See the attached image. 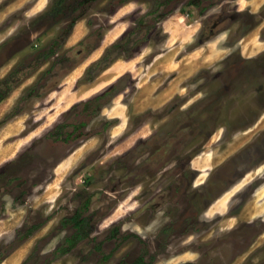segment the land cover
<instances>
[{
	"label": "rangeland",
	"instance_id": "rangeland-1",
	"mask_svg": "<svg viewBox=\"0 0 264 264\" xmlns=\"http://www.w3.org/2000/svg\"><path fill=\"white\" fill-rule=\"evenodd\" d=\"M53 1L0 0V81L87 9L0 102V264H264V3L99 0L53 17ZM180 14L201 28L171 21L170 40ZM79 209L91 235L72 246Z\"/></svg>",
	"mask_w": 264,
	"mask_h": 264
},
{
	"label": "trees",
	"instance_id": "trees-1",
	"mask_svg": "<svg viewBox=\"0 0 264 264\" xmlns=\"http://www.w3.org/2000/svg\"><path fill=\"white\" fill-rule=\"evenodd\" d=\"M99 0H54L53 5L50 8V10L46 13L47 15H52L53 17H58L60 15H66L68 16L74 11L78 10L81 7H87L88 4L97 2ZM131 0H122V3L130 2ZM168 1L161 2L160 6H164V4H168ZM192 3H190L191 5ZM187 7H183L180 9V12L185 14L184 12L186 11ZM87 9H84L83 13H81L79 16L73 17L71 19V22L69 23L68 26L63 27L61 32L62 35H59L57 38L53 39L49 44H47L43 49L38 52L35 57L27 64L24 65L23 69L22 67H19L17 70H14L11 72L6 78L2 79L0 81V102L6 99L9 94L18 86V84L22 81V79L26 78L28 73H26L27 70L30 69H36L40 68L43 66L45 63H47L51 57L56 56L59 51L62 50L63 46L65 43L68 41L70 36L72 35L74 28L77 24V22L84 18L85 16V11ZM44 16V15H43ZM70 16V15H69ZM168 16V14L163 15L160 19L163 20ZM205 34V32L203 33ZM120 49V44H113L111 45L107 51L106 54L98 61L95 63V72L99 71V73L106 69L116 58L117 53ZM68 59L67 57L61 59L59 58L58 63L62 62H67ZM78 64H73L68 70L67 73H71ZM89 71L92 72V68L89 69ZM89 80H92V77L89 78ZM111 92L110 89H107L104 92H101L100 94L96 95L94 98L89 99L86 101V105L88 104H96L98 101L103 100L109 93ZM103 105L97 106L98 108H101ZM77 107V105L73 108V110ZM96 109V110H97ZM95 110V111H96ZM100 110V109H99ZM5 185H2L0 182V198L5 192V187H7V184L4 183ZM3 210V206L0 205V213ZM1 217V214H0ZM67 223H72L77 231L74 233L73 236H70L67 238L68 243H70L72 246H75L80 240H83L85 238H88L91 235L90 229L88 228V219L87 217L83 216L82 209H79L71 218L66 219ZM37 227H33L27 231V236L26 238H29L33 235ZM8 256V255H7ZM3 257L0 256V262H2ZM132 264H152L151 263H146L145 258L141 256L138 260H136ZM181 264H195L193 262H186V263H181Z\"/></svg>",
	"mask_w": 264,
	"mask_h": 264
},
{
	"label": "crops",
	"instance_id": "crops-1",
	"mask_svg": "<svg viewBox=\"0 0 264 264\" xmlns=\"http://www.w3.org/2000/svg\"><path fill=\"white\" fill-rule=\"evenodd\" d=\"M262 3H264V0H246V8H248V7H250V5L251 4H254V5H259V4H262ZM257 10V9H256ZM254 11V10H253ZM179 15V14H178ZM175 20H177V22H179L180 24H182L183 26H185V27H187V28H191V29H193L194 30V32H197V31H199L200 30V28H201V25L199 26L198 24L200 23V22H196V24L195 23H190V22H188V19H187V17L186 16H181V14H180V16H175L174 18L172 17V19L170 18V20H169V18H167L165 21H164V23L163 24H165V25H167L168 27H166V31L169 33V38H170V40H171V38L173 39L174 37H175V28H173V27H169V26H171V23H169V22H171V21H175ZM198 23V24H197ZM197 27H196V26ZM198 28V29H197ZM119 35V34H118ZM73 37H74V33L70 36V38H69V40H68V43L69 42H73V41H71V40H73ZM118 37V36H117ZM117 37L116 38H114V40H111V41H108L109 43H108V45L109 44H111V42L113 41H115L116 39H117ZM112 42V43H113ZM176 42H178L179 43V41H176ZM107 46V45H106ZM176 47H179V45H176ZM174 50H173V48L171 49V48H169V50L167 51V52H165V53H163L162 55H160L159 57H164V58H166V57H168L172 52H173ZM178 54V53H177ZM191 54H195V51L194 52H192ZM189 55V54H188ZM178 58V61H176V63H180V62H182V58H179V57H177ZM185 58V57H184ZM158 60V58L156 59V61ZM157 74V73H156ZM177 77H178V75H174L173 77H171L170 78V80L168 81V85L169 84H171L172 82H174V81H176V79H177ZM151 83H156V80L153 82L152 80H151ZM162 84V83H161ZM151 85V84H150ZM160 86V85H159ZM158 87V84H155V89ZM170 88L171 87H167L166 89H164L163 91H161L160 93H157L156 94V96H168L169 95V90H170ZM162 98V97H161ZM168 99H169V97H168ZM121 106H123V109L122 110H124V111H126L127 110V107H128V104H125V103H122L121 104ZM115 110V109H114ZM115 118V117H114ZM119 118H121V117H119Z\"/></svg>",
	"mask_w": 264,
	"mask_h": 264
},
{
	"label": "bare ground",
	"instance_id": "bare-ground-1",
	"mask_svg": "<svg viewBox=\"0 0 264 264\" xmlns=\"http://www.w3.org/2000/svg\"><path fill=\"white\" fill-rule=\"evenodd\" d=\"M178 27V26H177ZM178 29V28H177ZM175 30V29H174ZM75 36V35H74ZM126 65V66H125ZM134 69V65L133 63H129V64H122L120 65H116L113 66V68L108 72L107 75H105L104 79H107V83H103L104 86H107L111 83H113L114 81H116L120 75L124 72V71H132ZM167 96V95H166Z\"/></svg>",
	"mask_w": 264,
	"mask_h": 264
},
{
	"label": "flooded vegetation",
	"instance_id": "flooded-vegetation-1",
	"mask_svg": "<svg viewBox=\"0 0 264 264\" xmlns=\"http://www.w3.org/2000/svg\"><path fill=\"white\" fill-rule=\"evenodd\" d=\"M131 2V1H130ZM125 3H120L119 5H124ZM117 7H121V6H117ZM122 9V8H121ZM119 10H117V12H118ZM162 21V20H161ZM142 24V23H141ZM137 34V31H136V33H135V35ZM128 40V39H127ZM132 40V39H131ZM133 42H135L136 40L133 38V40H132ZM127 42H129V41H127ZM131 44V43H130ZM130 44H126V46L128 47V46H130ZM122 46L120 45V48H121ZM119 93H121V92H119Z\"/></svg>",
	"mask_w": 264,
	"mask_h": 264
}]
</instances>
